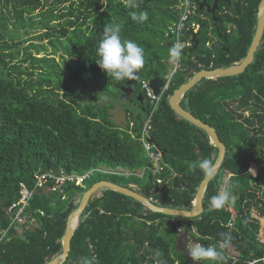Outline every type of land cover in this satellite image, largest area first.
Returning a JSON list of instances; mask_svg holds the SVG:
<instances>
[{
	"label": "trees",
	"instance_id": "16d2710c",
	"mask_svg": "<svg viewBox=\"0 0 264 264\" xmlns=\"http://www.w3.org/2000/svg\"><path fill=\"white\" fill-rule=\"evenodd\" d=\"M261 1L220 2L214 14V0H193L197 9L191 19L200 27L194 33L199 43L196 47L195 39L192 47L183 49L181 68L156 111L151 138L163 152V162L162 169L154 172L153 162L135 137L154 109L142 81H166L172 65L169 49L174 46L170 28L180 19V0H139L138 9L127 8L126 0H0V238L12 221L9 205L20 199L22 183L32 188L37 173L83 174L102 167L116 171L95 173L82 186L66 185L65 200L49 185L38 188L28 208L33 218L12 227L10 239L0 243V264H47L60 255L70 214L99 181L131 188L160 207H193L205 175L189 164L206 158L215 163L218 149L205 131L171 109L169 98L199 71L228 68L244 60L256 33ZM132 11H147L148 21H132ZM56 21L63 23L53 25ZM40 22L45 31L31 33ZM115 25L120 26L122 39L144 48L139 80H113L96 63L104 28ZM30 34L31 38L21 40ZM57 54L67 58L66 73L56 68ZM30 61L38 67L23 69ZM263 69L264 36L245 72L202 79L181 100L185 110L216 129L227 147L222 167L207 187L202 215L181 218L154 213L131 197L103 189L85 208L64 264H78L82 256L96 257L99 264H189L179 244L192 235L195 243L214 245L221 232L232 234L231 247L237 254L232 257L227 249V264H264V237H260L264 75L259 74ZM129 87L135 90L131 101L137 107L127 110L129 121L122 128L108 110ZM137 93L142 95L138 100ZM103 98L110 101L97 102ZM139 170L142 175H137ZM224 177L236 202L210 211V198L222 189Z\"/></svg>",
	"mask_w": 264,
	"mask_h": 264
},
{
	"label": "water",
	"instance_id": "95a60500",
	"mask_svg": "<svg viewBox=\"0 0 264 264\" xmlns=\"http://www.w3.org/2000/svg\"><path fill=\"white\" fill-rule=\"evenodd\" d=\"M220 2H229V0H214L213 5L211 7L212 13L215 12L219 8ZM257 29L254 35L253 41L249 48V51L244 58V60L238 64L233 65L228 68H215L213 70H201L196 73L187 83L182 84L178 89H176L172 96L169 98V105L171 109L181 118L187 120L194 126L202 129L205 131L211 141V143L218 149V156L215 161L216 170L215 173L210 177H205L204 180L201 182L200 187L196 194V199L193 207L190 210L187 209H174V208H167V207H160L155 205L150 199L146 198L145 196L137 193L136 191L132 190L131 188L121 186L109 181H99L95 183L91 188H89L81 198L79 206L70 214L67 227L63 239V251L60 255L52 259L47 264H64L71 252L72 246V239L73 236L78 229L81 221V217L85 208L87 207L91 197L103 189H109L112 191H116L120 194H123L127 197H131L138 201L139 203L143 204L147 209L154 213H161L168 216H175L181 218H196L202 215L205 211L204 209V199L207 187L212 179L218 174L219 170L222 167V164L225 160L227 147L221 141L217 131L215 128L211 127L208 123L202 121L201 119L194 116L191 112L185 110L181 106V100L183 99L184 95L190 91L195 85H197L202 79H216L221 77H233L238 76L245 72V70L253 63L254 55L258 50V47L261 44V41L264 36V0H262L259 4L258 10V18H257ZM196 39V37H195ZM169 40H171V36H169ZM199 41L196 39L195 46L197 47ZM259 74L264 75V69L259 71ZM164 81L161 78H154L150 81V85L153 88L156 95H159L160 89L163 86ZM124 95L121 97L120 101H124V97L129 98L130 95L135 93V90L132 87L127 89H123ZM108 113L111 117V120L118 126L124 128L128 122L127 119V112L126 110H122L118 107L108 110ZM76 220L74 224L73 221ZM188 257L189 264H195L191 258Z\"/></svg>",
	"mask_w": 264,
	"mask_h": 264
},
{
	"label": "clouds",
	"instance_id": "9594fccd",
	"mask_svg": "<svg viewBox=\"0 0 264 264\" xmlns=\"http://www.w3.org/2000/svg\"><path fill=\"white\" fill-rule=\"evenodd\" d=\"M125 6L130 9L140 7L139 0H126ZM131 19L134 22L143 24L149 19L147 11H132ZM121 28L119 25L106 26L97 48L96 60L99 68L107 73L109 78L116 81L122 80H139L137 73L145 65L144 48L136 42L129 39H122ZM182 55L181 46L174 45L169 49V56L172 60H179ZM189 168L195 171L197 168L210 178L216 170V164L211 159H202L189 164ZM237 197L227 188H222L218 194L210 198L209 210L223 209L226 205H234ZM183 228L180 229V231ZM220 239L214 245L194 244L187 249V255L195 264L201 261H211L214 264H227L228 257L226 250L232 246L233 236L230 232L219 233ZM78 264H99L96 257L82 256Z\"/></svg>",
	"mask_w": 264,
	"mask_h": 264
},
{
	"label": "built area",
	"instance_id": "2783aa9c",
	"mask_svg": "<svg viewBox=\"0 0 264 264\" xmlns=\"http://www.w3.org/2000/svg\"><path fill=\"white\" fill-rule=\"evenodd\" d=\"M179 8L181 11L180 19L170 28V34L173 38V45L181 46V50L183 51L184 48L192 47L194 45V33H197L200 27L197 23L192 22L191 19L194 15H196L197 9V5L193 2V0H180ZM186 32L193 33L186 36ZM171 64L172 68L166 77V81L161 88L159 95L155 94L153 89L150 87L149 82L142 81V89L145 91L147 98L154 104V109L146 119L140 135L138 136L135 134V137L139 139L147 156L153 162L154 172H158L162 169L161 163L163 162V152L153 143L151 138L154 117L162 96L170 89L173 76L181 68V59L171 60ZM95 173L114 174L116 171L109 169L104 170L102 168L92 169L83 174H67L63 171L59 173L50 171L37 173L35 175L36 183L32 186V188H29L26 184L22 183L20 187V199L10 204L8 207V214L12 217V221L10 227L2 231L0 243L4 240L8 241L10 239V229L12 227L22 226L25 223H28L29 219L33 218L28 212V208L38 188L49 185L52 192L59 193L62 195V200H65L66 195L64 187L66 185L74 184L76 186H82L87 180L91 179ZM37 212L42 216L46 215L44 210H38Z\"/></svg>",
	"mask_w": 264,
	"mask_h": 264
},
{
	"label": "rangeland",
	"instance_id": "374dc122",
	"mask_svg": "<svg viewBox=\"0 0 264 264\" xmlns=\"http://www.w3.org/2000/svg\"><path fill=\"white\" fill-rule=\"evenodd\" d=\"M48 8H50V7H48ZM47 9V8H46ZM37 14H39V12H35V14H33V15H37ZM40 19V18H39ZM61 23H63L62 21H56V22H53L52 24L53 25H59V24H61ZM44 22H40L38 25H36V26H34L31 30H30V32L31 33H33V34H36V33H43L45 30H44ZM24 32V30H20V32L19 33H23ZM33 34H30V35H27V36H22L21 37V40H25V39H27V38H31L32 36H33ZM18 37H20V36H18ZM215 38V37H214ZM16 39H18V38H16ZM6 41L7 42H9L10 43V37H7V39H6ZM15 41H19V39L18 40H15ZM46 42L47 41H44L43 43H45L46 44ZM37 43H40V42H37ZM38 56H42V54L41 55H38ZM172 60V59H171ZM171 60H170V62H171ZM56 61H57V63H58V67H56L59 71H60V73H66V61H67V58H64V59H62L60 56H59V54H57V57H56ZM32 66H34V67H38L37 66V64H32L31 63V61L30 62H28V63H24L23 65H22V67H23V69H30ZM43 66H45L46 67V64H43ZM171 68H172V65H171ZM43 71H46V68H44L43 69ZM37 72V71H36ZM104 99V98H103ZM103 101H106V102H109L110 100H108V99H104V100H98L97 99V102H100V103H102ZM121 104V106H124V103H120ZM118 105V104H117ZM134 109H136V107H133ZM132 108V109H133ZM128 109H130V108H128ZM102 169H106L105 167H102ZM119 171H122L121 169H119ZM142 173H143V170H139L138 172H137V175H142ZM122 174L123 175H129L130 174V172L129 171H125V170H123L122 171ZM227 178L228 177H224L223 178V181H222V188H227L228 189V186H227ZM134 187V186H133ZM101 191V190H100ZM188 210V209H187ZM255 215V214H254ZM262 223V226H264V222L262 221L261 222ZM180 229L181 228H178V232L179 233H182L183 232V230H181L180 231ZM260 237L261 238H263L264 237V231H262L261 233H260ZM194 244H196L195 242H194V236H190V239L188 240V241H186L185 243H180L179 244V249L180 250H182V251H185L186 252V255H187V249H189V248H191ZM228 254L230 255V256H232V257H237L236 255V252L233 250V247H230L229 248V251H228ZM188 258V257H187Z\"/></svg>",
	"mask_w": 264,
	"mask_h": 264
},
{
	"label": "crops",
	"instance_id": "0c3cea01",
	"mask_svg": "<svg viewBox=\"0 0 264 264\" xmlns=\"http://www.w3.org/2000/svg\"><path fill=\"white\" fill-rule=\"evenodd\" d=\"M132 95H133V94H132ZM132 95H130L129 98L125 97V98H124V101H122V102L120 101V102L118 103V105L116 104L115 107H118V108H120V109H122V110H126V112H127L128 108L132 109L133 107H137V104H136L135 102H132V101H131ZM137 100H138V99H137ZM120 103H124V106H121ZM115 107H114V108H115ZM133 109H134V108H133ZM129 116H130V114L127 112V119H128V121H129ZM127 123H128V122H127Z\"/></svg>",
	"mask_w": 264,
	"mask_h": 264
},
{
	"label": "bare ground",
	"instance_id": "6f19581e",
	"mask_svg": "<svg viewBox=\"0 0 264 264\" xmlns=\"http://www.w3.org/2000/svg\"><path fill=\"white\" fill-rule=\"evenodd\" d=\"M164 81V80H163ZM147 82H149V85H150V81H147ZM164 83H165V81H164ZM164 85V84H163ZM150 87H151V85H150ZM163 87V86H162ZM161 87V88H162ZM152 88V87H151ZM153 89V88H152ZM154 91V90H153ZM160 91H161V89H160ZM160 94V93H159ZM140 97H142V95L140 96ZM125 98V97H124ZM161 102V101H160ZM160 104V103H159ZM158 107H159V105H158ZM158 109V108H157ZM217 156H218V154H217ZM73 223L75 224L76 223V220H74L73 221Z\"/></svg>",
	"mask_w": 264,
	"mask_h": 264
},
{
	"label": "flooded vegetation",
	"instance_id": "af4514ba",
	"mask_svg": "<svg viewBox=\"0 0 264 264\" xmlns=\"http://www.w3.org/2000/svg\"><path fill=\"white\" fill-rule=\"evenodd\" d=\"M135 95H136V99H139L140 96H141V93H137V94H135Z\"/></svg>",
	"mask_w": 264,
	"mask_h": 264
}]
</instances>
